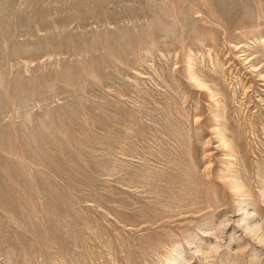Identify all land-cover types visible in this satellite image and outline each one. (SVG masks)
Masks as SVG:
<instances>
[{
	"label": "rangeland",
	"instance_id": "1",
	"mask_svg": "<svg viewBox=\"0 0 264 264\" xmlns=\"http://www.w3.org/2000/svg\"><path fill=\"white\" fill-rule=\"evenodd\" d=\"M0 264H264V0H0Z\"/></svg>",
	"mask_w": 264,
	"mask_h": 264
}]
</instances>
